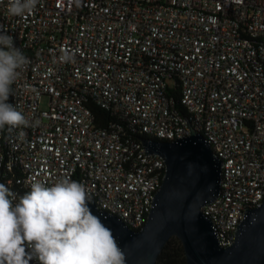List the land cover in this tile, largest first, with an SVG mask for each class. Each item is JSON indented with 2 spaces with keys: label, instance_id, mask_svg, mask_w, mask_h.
<instances>
[{
  "label": "built area",
  "instance_id": "1",
  "mask_svg": "<svg viewBox=\"0 0 264 264\" xmlns=\"http://www.w3.org/2000/svg\"><path fill=\"white\" fill-rule=\"evenodd\" d=\"M7 7L0 26L28 58L7 102L29 126L0 130V183L18 197L66 175L136 231L165 171L140 138L194 131L220 162L219 194L200 210L229 246L264 200V0H39L24 17ZM88 102L112 117L105 126Z\"/></svg>",
  "mask_w": 264,
  "mask_h": 264
},
{
  "label": "clouds",
  "instance_id": "2",
  "mask_svg": "<svg viewBox=\"0 0 264 264\" xmlns=\"http://www.w3.org/2000/svg\"><path fill=\"white\" fill-rule=\"evenodd\" d=\"M39 0H8L7 13L24 17ZM60 59L70 61L64 53ZM28 63L14 37L0 26V130L29 126V121L7 101L12 85ZM84 184L58 176L47 183L34 180L30 191L16 201L0 183V264H126V255L113 231L94 215Z\"/></svg>",
  "mask_w": 264,
  "mask_h": 264
},
{
  "label": "water",
  "instance_id": "3",
  "mask_svg": "<svg viewBox=\"0 0 264 264\" xmlns=\"http://www.w3.org/2000/svg\"><path fill=\"white\" fill-rule=\"evenodd\" d=\"M146 153L162 158L165 171L143 226L130 230L116 217L96 208L92 213L112 229L126 255V264H156L171 237L183 249L186 264H264V200L246 211L233 242L220 246L201 207L219 194L220 162L204 138L191 131L173 141L140 138Z\"/></svg>",
  "mask_w": 264,
  "mask_h": 264
},
{
  "label": "trees",
  "instance_id": "4",
  "mask_svg": "<svg viewBox=\"0 0 264 264\" xmlns=\"http://www.w3.org/2000/svg\"><path fill=\"white\" fill-rule=\"evenodd\" d=\"M85 105L91 111L96 124L105 126L112 118L109 116L108 112L94 103L88 102ZM128 134L136 139L140 138V136L136 133ZM19 197L20 196L16 197V201L19 200ZM156 264H186L182 246L176 237H171L164 245L162 251L156 258Z\"/></svg>",
  "mask_w": 264,
  "mask_h": 264
},
{
  "label": "rangeland",
  "instance_id": "5",
  "mask_svg": "<svg viewBox=\"0 0 264 264\" xmlns=\"http://www.w3.org/2000/svg\"><path fill=\"white\" fill-rule=\"evenodd\" d=\"M45 101H46V99L44 98L43 101H42V105H41L42 107L45 106Z\"/></svg>",
  "mask_w": 264,
  "mask_h": 264
}]
</instances>
